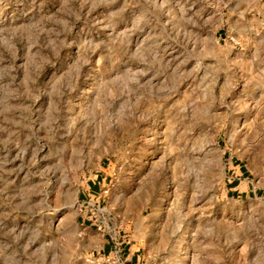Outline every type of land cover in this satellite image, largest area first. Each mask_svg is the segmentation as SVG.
Here are the masks:
<instances>
[{
  "label": "rangeland",
  "instance_id": "obj_1",
  "mask_svg": "<svg viewBox=\"0 0 264 264\" xmlns=\"http://www.w3.org/2000/svg\"><path fill=\"white\" fill-rule=\"evenodd\" d=\"M132 256L264 264V0H0V264Z\"/></svg>",
  "mask_w": 264,
  "mask_h": 264
},
{
  "label": "crops",
  "instance_id": "obj_2",
  "mask_svg": "<svg viewBox=\"0 0 264 264\" xmlns=\"http://www.w3.org/2000/svg\"><path fill=\"white\" fill-rule=\"evenodd\" d=\"M101 181H104V179H101ZM100 186H101V183L99 181L97 183L95 181L87 183L86 187H83L82 197L87 198L88 196H93L95 193H98L100 190ZM84 224L91 225L88 222ZM104 250H106V247H104ZM126 261H127V264H139V259H135L134 256L130 257Z\"/></svg>",
  "mask_w": 264,
  "mask_h": 264
},
{
  "label": "trees",
  "instance_id": "obj_3",
  "mask_svg": "<svg viewBox=\"0 0 264 264\" xmlns=\"http://www.w3.org/2000/svg\"><path fill=\"white\" fill-rule=\"evenodd\" d=\"M262 192L261 191H257V194H261Z\"/></svg>",
  "mask_w": 264,
  "mask_h": 264
},
{
  "label": "built area",
  "instance_id": "obj_4",
  "mask_svg": "<svg viewBox=\"0 0 264 264\" xmlns=\"http://www.w3.org/2000/svg\"><path fill=\"white\" fill-rule=\"evenodd\" d=\"M94 197V196H93Z\"/></svg>",
  "mask_w": 264,
  "mask_h": 264
}]
</instances>
